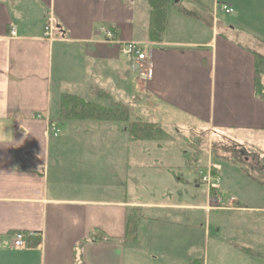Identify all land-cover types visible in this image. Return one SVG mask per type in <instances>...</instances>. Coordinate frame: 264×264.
Here are the masks:
<instances>
[{
  "label": "crops",
  "instance_id": "0c3cea01",
  "mask_svg": "<svg viewBox=\"0 0 264 264\" xmlns=\"http://www.w3.org/2000/svg\"><path fill=\"white\" fill-rule=\"evenodd\" d=\"M220 5L233 10L226 20L218 19ZM150 10L149 0H0V264H264V220L243 224L248 214L264 218V195L250 197L254 207H242L240 198L223 200L217 188L222 174L210 164L213 180L203 183L177 144L187 143L183 134L199 125L183 121L174 108L196 102L198 86L209 88L205 132L264 138V101L255 95V59L264 58V0H171L157 41L150 40ZM208 16L209 28L202 24ZM47 23L52 30L45 39ZM106 30L114 43L106 42ZM128 43L143 49L150 79L135 74L120 54ZM96 89L127 105L134 119L158 124L172 141L132 142L122 124L115 129L126 142L116 138L99 146L96 140L112 138L103 125L119 123L93 122L96 130L89 131L78 122H58L63 94L94 100ZM49 125L59 130L56 137ZM248 144L259 159L217 158L244 173L262 168V145ZM155 153H163L167 167L150 165ZM150 168L192 171L193 188L207 185L206 197L199 203L196 194L188 195V178L172 172L174 201H144L145 177L138 173ZM134 208L143 216L134 244H84L76 263L78 245L91 232L121 239ZM152 210L174 213L158 217ZM16 234L25 236L23 248L12 247Z\"/></svg>",
  "mask_w": 264,
  "mask_h": 264
},
{
  "label": "rangeland",
  "instance_id": "374dc122",
  "mask_svg": "<svg viewBox=\"0 0 264 264\" xmlns=\"http://www.w3.org/2000/svg\"><path fill=\"white\" fill-rule=\"evenodd\" d=\"M226 16L227 15L218 13V19L226 20L228 18ZM202 24L205 27H208V28L209 26L211 27L210 17L208 16V18L202 21ZM197 93H198L197 101L195 102L194 98H191V102H190V105L192 104L191 106H189V104L187 103L186 105H182L183 102L182 103L178 102L174 106V108L177 110L175 111L176 114L179 115V117L181 114L182 116L181 118L183 119V121H185V119L189 117L191 125H193V122L195 119L199 125L196 128L195 132H193L192 130L191 132H185L183 134V136L187 140V143L185 144L183 142L177 143L183 146V150L186 153V158H183L184 164L191 165V164H194L195 162L196 163V174L199 178H201V180L202 178L209 179V180L212 178L210 177L209 172H208L210 169L209 168L210 166H208L209 164L213 166L214 169L216 168L219 169L223 177V181H221L220 182L221 184L217 186V188L220 189L219 190L220 198L224 200L225 198L228 199V197H232V198H235L236 201H238L237 198H240V204L242 205V207H244L245 205L252 206V207L256 206L254 204L253 199L252 198L250 199V197L258 196L262 194L264 195V186L262 187V185H257L258 183L257 184H255L254 182L252 183V180L259 179L261 181H264V152L261 155L262 168H255L253 169V171H250L248 169L246 173L242 172L240 168L233 166L229 162L226 163L225 160L218 159L217 156L223 159L224 158H227V159L234 158L235 162H239L242 159L240 158V156L244 157V156L251 155L252 157H256L259 159L260 155L252 154L251 152H249L251 150L249 146L248 147L246 146V143H249V144L258 143L259 145H262V149L264 151V138L253 137V136L250 137L248 135H239V134L236 135V134L228 133V132L225 136H222V134H220L217 130L214 131L213 135H210L208 132H205L208 129L207 124H206V106L208 107V103H209V88H205L204 92H202V90L198 86ZM191 94L192 95L194 94L193 89L191 91ZM92 96L94 100H89L90 97H87L86 99L90 102H95V99L99 103L103 102V101H99L98 98L93 93H92ZM103 104H108V103L104 102ZM194 104H195V107H194ZM194 109L197 111L196 115H194L193 113ZM68 124H75V123H68ZM76 124L82 127L81 130L85 128H87V130L89 131L96 130V127H94L96 125L93 122L92 123L78 122ZM84 124H92V125H84ZM104 124H109V123H104ZM90 126H93V128H91ZM107 126L108 127H105V125H103L102 130H105L104 132L112 131V138L107 139V140H100V139L96 140L99 146L100 145L105 146L104 143L106 141H111L114 143L116 138H117V143H120L121 141H124V142L127 141V137H128L127 134H126L127 135L126 137V135L122 136V135H119V133H116L115 127L123 126L122 124L107 125ZM115 133L117 134V136L113 137V134ZM169 136L172 138L171 135ZM171 141L172 140L156 142V143H165V142H171ZM151 144L153 143L150 142V145H147V146H152ZM132 146L134 145H131V143L128 145L129 148H133ZM136 146L138 145H135L134 148H136ZM125 148H126L125 145H123L122 147H120L119 145V149H123L124 151ZM134 152L129 153L126 159L128 157H133ZM212 153H214V155H212ZM121 154H124V153H121ZM162 155L163 153L162 154H157V153L150 154V156H152V158H149L150 165H154L156 167H167L165 166L166 165L165 156H162ZM151 159H154V161H152ZM134 160H135L134 163H136V160H137L136 156L134 157ZM161 161L163 162V165L160 166ZM166 163L168 164V167H172V164L175 162H173L172 160L168 158ZM180 167H183V166H180ZM161 169H165V170L164 171L163 170L154 171V170H151L150 168L149 170L145 169V171L138 173L139 176L145 177L143 186L141 187L139 194L143 198V200L146 202L159 203V204L172 203L174 201V198L169 196V191L171 190V187L173 185L175 186V183L172 180L173 177L171 176L172 175L171 173L173 172L176 175H179V176L181 175L184 180L188 178L187 176L188 173H189V176L192 173V171L190 173V171H186L183 168H180V170L178 169L173 170V168H161ZM249 173H252L251 178H249ZM194 177L188 178V181L190 184L187 188V193L188 195H192L193 193L196 194L198 196L199 203H201L203 199L206 197V191L208 188H207V185H202L199 187L198 190H195V188H193ZM247 184L249 185V187L247 186ZM212 185H213V182H212ZM180 189L183 192L185 191L183 190V188H180ZM242 197L246 198L245 202L244 201L241 202ZM151 213L158 217H170L171 214H173L174 212L168 211V210H152ZM199 214L201 215V213H198V217L200 216ZM243 219H244L243 224L251 223V225L254 224V220H258V219L264 220L263 217H260L258 215H251V214L245 215ZM259 225H260V222H259Z\"/></svg>",
  "mask_w": 264,
  "mask_h": 264
},
{
  "label": "trees",
  "instance_id": "16d2710c",
  "mask_svg": "<svg viewBox=\"0 0 264 264\" xmlns=\"http://www.w3.org/2000/svg\"><path fill=\"white\" fill-rule=\"evenodd\" d=\"M150 3V40L157 41L163 32L166 13L171 0H149ZM264 58L256 56L255 59V95L264 101ZM100 102H90L70 94H63L59 102L58 122H96L119 123L126 126L127 135L132 142H163L172 138L158 124L141 122L134 119L131 109L124 104L111 101V97L103 90L96 89L92 92ZM104 102L108 104H103ZM214 172L212 173V175ZM214 196V189H210ZM143 218L137 208L127 212L125 220L124 236L121 239H113L95 230L89 234L86 240L79 243L76 252V263L80 262V250L84 244H134L137 236L139 222ZM25 237V236H24ZM38 241L35 240V244Z\"/></svg>",
  "mask_w": 264,
  "mask_h": 264
},
{
  "label": "built area",
  "instance_id": "2783aa9c",
  "mask_svg": "<svg viewBox=\"0 0 264 264\" xmlns=\"http://www.w3.org/2000/svg\"><path fill=\"white\" fill-rule=\"evenodd\" d=\"M219 9L224 15H231L233 13V10L228 5H220ZM51 30H52L51 23H48L44 27V38L45 39L50 38ZM103 33H104L107 43L112 44L115 42L114 35L110 31L106 30ZM9 37L10 38L15 37V32L13 30L9 32ZM119 52L122 56L128 58L131 61L132 70L133 72H135V74L146 77L148 79L151 78L152 72L149 67L147 68V56L145 55V53L143 52V49L139 45L134 44V43H128V44L122 45L119 48ZM48 130L53 134L54 137H56L59 133V131L56 129L54 125H49ZM202 181L204 183H208V180L205 178H203ZM24 239L25 237L23 234H16L12 240V247L13 248H23Z\"/></svg>",
  "mask_w": 264,
  "mask_h": 264
}]
</instances>
